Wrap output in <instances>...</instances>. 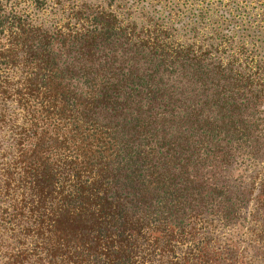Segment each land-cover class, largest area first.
Segmentation results:
<instances>
[{
  "label": "trees",
  "instance_id": "1",
  "mask_svg": "<svg viewBox=\"0 0 264 264\" xmlns=\"http://www.w3.org/2000/svg\"><path fill=\"white\" fill-rule=\"evenodd\" d=\"M0 264H264V0H0Z\"/></svg>",
  "mask_w": 264,
  "mask_h": 264
}]
</instances>
